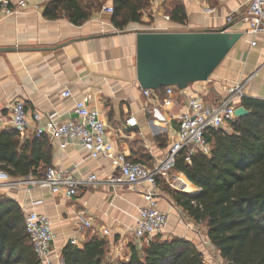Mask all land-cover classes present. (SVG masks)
I'll use <instances>...</instances> for the list:
<instances>
[{
  "label": "crops",
  "instance_id": "0c3cea01",
  "mask_svg": "<svg viewBox=\"0 0 264 264\" xmlns=\"http://www.w3.org/2000/svg\"><path fill=\"white\" fill-rule=\"evenodd\" d=\"M50 1L54 0H29L25 7H15L12 16L0 10V48L13 50L0 53V133L12 130L11 106L18 100L24 102L29 118L38 112L43 123L55 112L68 121L77 118L74 101L89 94L90 107L101 112L107 127L112 156L123 153L129 162L151 168L167 156L178 128L174 116L186 110L189 97L198 96L213 104L227 97L229 89L240 87L242 97L264 100V35H243L207 82L194 83L184 91L170 87L172 105L168 108L162 105L166 88L151 90L152 96L146 98L136 80L137 33L204 32L228 26L229 31L242 33L246 26L237 19L228 24L226 17L244 13L246 0H149L140 21L124 27L116 25L113 14L102 11L104 6H113L114 0H81L84 4L94 2L98 9L79 26L66 18L44 17L45 4ZM177 5L185 14L181 24L165 19ZM252 41L255 46H251ZM65 91L71 97L63 98ZM129 119L136 125L127 126ZM44 137L52 148L49 167L67 171L78 181L89 175L96 177L70 199L29 184L41 177L7 175L0 180V195L16 202L23 214L33 210L48 217L54 235L52 264H63L61 251L71 239L79 238L81 246L91 236L106 240L108 262L126 261L144 204L141 191H153L159 210L169 216L163 240L183 238L198 248L200 237L206 238L186 226L181 217L185 214L163 190L167 185L179 192L173 182L182 174L172 171L170 177L158 178L156 188L145 186L135 191L109 182L117 177L111 159H91L78 143L62 150L58 140ZM80 220L91 222L92 227L79 229ZM103 230L107 236L101 235Z\"/></svg>",
  "mask_w": 264,
  "mask_h": 264
},
{
  "label": "trees",
  "instance_id": "16d2710c",
  "mask_svg": "<svg viewBox=\"0 0 264 264\" xmlns=\"http://www.w3.org/2000/svg\"><path fill=\"white\" fill-rule=\"evenodd\" d=\"M148 2L114 0V22L122 27L139 22ZM97 7L92 1L54 0L45 4L43 14L79 26ZM169 19L184 23L183 9L175 6ZM239 105L250 114L235 119L230 131L205 133L208 155L197 152L187 164L184 152L179 154L173 171L182 175L175 178L173 187L181 193L167 186L163 190L187 218L204 225L206 239L225 263L264 264V100L242 97ZM51 152L44 136L20 144L14 130L0 133V171L12 178L42 177L51 165ZM128 250L127 260L116 264H205L198 248L178 237L163 240L156 235L142 249L130 243ZM107 254L106 240L91 236L81 246L68 243L61 259L63 264H111ZM0 264H40L25 232L20 206L2 195Z\"/></svg>",
  "mask_w": 264,
  "mask_h": 264
},
{
  "label": "built area",
  "instance_id": "2783aa9c",
  "mask_svg": "<svg viewBox=\"0 0 264 264\" xmlns=\"http://www.w3.org/2000/svg\"><path fill=\"white\" fill-rule=\"evenodd\" d=\"M29 0H0V10L5 16L16 13L15 7H25ZM41 3L47 0H38ZM247 10L237 17L229 15L226 23L231 24L235 19L246 26L242 32L247 36L264 35V0H246ZM102 11L113 14V6H104ZM169 20V17H165ZM255 41L251 46H255ZM146 98L152 96L151 90H143ZM166 97L162 100L164 108L172 105L170 87L165 89ZM63 98L71 97L69 91L62 94ZM242 98L240 87L228 90V96L222 100L207 104L201 97H189L186 110L176 116L174 120L178 124L177 131L173 137L167 156L164 160L153 164L151 168L139 163L127 160L123 153L112 156L113 146L107 139V127L102 120L101 112L90 107L91 95L83 96L74 101L73 112L77 116L75 120L62 121L57 113L47 115L46 121L42 123V116L35 112L29 118L24 102L18 100L11 106V128L15 131L20 142H26L30 137L46 136L59 141V148L65 150L73 143H78L81 149L91 159L112 160L117 177H111L112 184H123L132 190L141 191V188H156L157 178H164L173 171L176 159L184 152V162L190 164L191 158L197 152L204 155L209 154V146L205 141V133L208 130H224L230 128V124L236 119L234 111L238 100ZM126 125L133 127L136 122L132 119L126 121ZM8 176L0 171V180ZM96 181L94 175H89L84 180H76L67 171L48 167L39 179L29 181L33 188L48 190L52 195H60L70 199L78 194L79 188L87 186ZM143 206L139 209L136 226L132 231L131 244L138 250L147 245L154 236L163 235L167 227L169 216L158 208V202L153 191H141ZM25 232L29 238L33 251L40 264H52L51 244L54 239L50 222L45 214L29 211L24 214ZM191 231H196L193 224L186 225ZM92 223L80 220L79 229H88ZM93 235L95 233H92ZM102 236H107L106 230ZM210 243L209 241H207ZM73 246L79 245V238L69 241Z\"/></svg>",
  "mask_w": 264,
  "mask_h": 264
},
{
  "label": "water",
  "instance_id": "95a60500",
  "mask_svg": "<svg viewBox=\"0 0 264 264\" xmlns=\"http://www.w3.org/2000/svg\"><path fill=\"white\" fill-rule=\"evenodd\" d=\"M221 30L188 33H137L136 80L143 90L175 87L179 91L190 85L207 82L243 34ZM13 51L0 48V53ZM249 111L238 106L236 119ZM225 264H234L227 262Z\"/></svg>",
  "mask_w": 264,
  "mask_h": 264
},
{
  "label": "rangeland",
  "instance_id": "374dc122",
  "mask_svg": "<svg viewBox=\"0 0 264 264\" xmlns=\"http://www.w3.org/2000/svg\"><path fill=\"white\" fill-rule=\"evenodd\" d=\"M171 174L169 175V177ZM172 181V177L170 179ZM167 186V185H166ZM170 190H173L172 187L167 186ZM175 191V190H173ZM182 220L187 225V221L190 224H193L194 227L196 226L193 222H191L185 215H182ZM197 233H200L199 236H205L206 229L204 225L198 224V226L195 227ZM208 240L206 238L200 237V245L198 247V250L201 252L203 261L205 264H225V262L220 258L218 252L215 250V248L207 242Z\"/></svg>",
  "mask_w": 264,
  "mask_h": 264
}]
</instances>
